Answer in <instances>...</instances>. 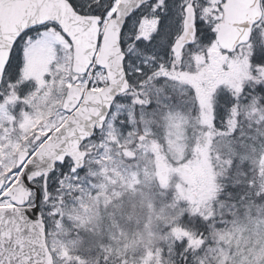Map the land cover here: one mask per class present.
Masks as SVG:
<instances>
[{"label":"snow or ice","instance_id":"6c2138e0","mask_svg":"<svg viewBox=\"0 0 264 264\" xmlns=\"http://www.w3.org/2000/svg\"><path fill=\"white\" fill-rule=\"evenodd\" d=\"M0 264H264V0H0Z\"/></svg>","mask_w":264,"mask_h":264}]
</instances>
